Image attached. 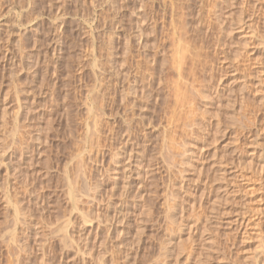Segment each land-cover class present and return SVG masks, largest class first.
I'll return each mask as SVG.
<instances>
[{
  "label": "rangeland",
  "instance_id": "1",
  "mask_svg": "<svg viewBox=\"0 0 264 264\" xmlns=\"http://www.w3.org/2000/svg\"><path fill=\"white\" fill-rule=\"evenodd\" d=\"M162 1L154 3L159 13L161 4L170 12V2H180ZM182 1L175 6L204 45L208 64L201 61L199 75L209 85L185 129L181 119L170 123L166 89L160 101L122 112L125 40L141 0H0V264H264V0ZM99 99L103 132L93 151H100L87 166L100 182L110 164L101 181L103 221L116 210L106 196L116 202L122 190L142 192L126 199L122 221L101 228V256L96 219L83 226L67 194L89 153ZM171 143L179 157L169 155ZM130 147L144 152L136 161L132 150L130 161L140 160L132 172L148 171L145 178L123 175L109 159L123 160ZM16 205L24 221L15 220ZM82 205L92 216L98 210Z\"/></svg>",
  "mask_w": 264,
  "mask_h": 264
},
{
  "label": "bare ground",
  "instance_id": "2",
  "mask_svg": "<svg viewBox=\"0 0 264 264\" xmlns=\"http://www.w3.org/2000/svg\"><path fill=\"white\" fill-rule=\"evenodd\" d=\"M140 1V0H139ZM152 0H141L140 2V6L137 7L138 10H137V13H135V11L133 12L134 13V16L136 18V21L133 22L135 24L132 23V21L134 20H131L130 18V26H129V29L131 30V33H127V40L126 41V48L124 49L125 50V53H126V72H124V77L126 78V81H127V86L125 91H122L121 93H124L121 94L122 95V99H121V103H123V108L125 107V109H123L122 112H124L125 110V113H126V110L127 108L129 107L131 110L132 108L134 107H139L141 108L139 105L142 106V103H148L150 102L151 100L153 101H157V99L160 101L161 97L160 95H158V92L159 90H162L164 91V89H166L167 91V94L165 95V93L163 95L164 98L163 101H165L168 106H169V109L171 111L170 113V119H171V122L170 123H174V119H177V122L179 119H181V122L183 123V126L184 129L186 127V125H188L187 128L191 127L190 124L193 123V120L194 119H197V116L195 117V115L197 114L198 111L195 110V108L197 109V107H199L200 105L202 104H199L200 103V99H203L202 96H206L207 94V91H206V86L208 84V82L206 84H204L203 82H206L204 80H202L200 78V75L199 73L203 72L200 70L204 69V64L201 63V61H205L207 60L206 56H204V54H202V50L204 47L203 44L202 46L197 44L198 42H196V40H200L199 38L198 39H195V37L191 38L193 36V32L191 33V30H190V27L188 28L189 25H193L192 23L190 24L189 22H187L186 19H183L184 17V14H186V12H183L184 10L182 9L183 7H179V9L181 8V10H179L175 4H177L178 2H174V5H173V1L170 2L169 4V7H170V12L166 11L167 8L166 5H162L161 4L160 6H163V8L161 9V12L159 13L158 12V9H160L161 7H159V5H155V6H158L159 8H156L154 6V3L157 2L158 0L154 1V2H151ZM160 1V0H159ZM182 0H180L181 2ZM189 1V0H188ZM137 2V1H136ZM167 3L166 0L165 1H162V3ZM178 3V4H181L183 3L184 1H182L181 3ZM132 3V2H131ZM163 3V4H164ZM128 4V3H127ZM185 4V3H183ZM183 4H181V6H183ZM168 5V3H167ZM186 5V4H185ZM127 6V5H126ZM132 6V5H131ZM131 6H129L128 4V7L130 8ZM165 6V7H164ZM180 6V5H179ZM189 6V5H187ZM187 6H184V9L186 11V8ZM133 7V6H132ZM176 7V8H175ZM186 7V8H185ZM190 7V6H189ZM136 8V9H137ZM135 9V8H134ZM133 9V10H134ZM179 11H177V10ZM131 10V11H133ZM188 10V9H187ZM199 10V9H197ZM160 11V10H159ZM189 11V10H188ZM201 13V12H200ZM130 14V13H129ZM189 14V13H188ZM187 14V15H188ZM199 14V12L196 14V16ZM132 15V14H131ZM186 15V16H187ZM193 15V14H192ZM185 16V17H186ZM218 16V15H217ZM132 17V16H131ZM177 17V18H176ZM188 17V16H187ZM129 19V18H128ZM205 19V18H204ZM184 20V21H183ZM186 20V22L188 23L186 26V24L184 23ZM198 20L201 22V20L198 18ZM203 21V20H202ZM204 22V21H203ZM210 22V20H209ZM206 23V21L204 22ZM213 23V22H212ZM210 23V24H212ZM196 24V23H194ZM198 24L200 23H197V26L195 28H198ZM202 24V23H201ZM200 24V25H201ZM208 21H207V25H208ZM213 25V24H212ZM136 26V28H135ZM195 26V25H194ZM128 27V26H127ZM200 27V26H199ZM208 27H212V26H209ZM135 28V29H134ZM192 28V26H191ZM202 28V27H200ZM204 28V26H203ZM132 29L135 30V32H132ZM129 30V32H130ZM213 30V29H211ZM201 32H203L202 30H200ZM208 31V30H206ZM210 31V30H209ZM198 32V29L197 31ZM200 33V32H199ZM192 34V35H191ZM201 34V33H200ZM203 34V33H202ZM201 34V35H202ZM205 34V33H204ZM208 35V33H206ZM195 35V34H194ZM204 36V35H203ZM199 37V36H197ZM221 38V37H220ZM137 41V42H136ZM204 41V40H203ZM202 42V41H201ZM135 43H137V45H135ZM200 43V42H199ZM125 46V45H124ZM220 46V45H219ZM204 52V51H203ZM54 54V53H53ZM202 55L204 56L203 58H205V60H202ZM208 62V60L206 61ZM204 62L205 64H208ZM208 66V65H207ZM206 67V66H205ZM221 67V66H220ZM224 69V67H223ZM230 70V69H229ZM207 71V69H206ZM230 72V71H229ZM101 73V72H100ZM204 73V72H203ZM227 74V73H226ZM123 75V74H122ZM203 76V74H201ZM104 76V75H103ZM109 77V76H108ZM99 79V78H98ZM108 81V80H107ZM120 81V80H119ZM125 81V80H124ZM121 83V82H120ZM123 84V83H122ZM245 84V83H243ZM110 85V84H109ZM211 86V85H210ZM217 86V83L216 85ZM103 87V86H102ZM125 87V86H124ZM123 88V87H122ZM121 88V89H122ZM209 89V88H207ZM101 90V89H100ZM209 91V90H208ZM103 92V91H102ZM118 92V91H117ZM162 92V91H160ZM218 92V91H217ZM163 93V92H162ZM106 94V93H105ZM161 94V93H160ZM209 94V92H208ZM116 95V94H115ZM110 96V94H109ZM97 97V96H96ZM103 97H104V93H103ZM102 97V98H103ZM208 97H210V94L209 96L206 97V99H208ZM200 98V99H198ZM213 97H211L210 101L212 100ZM219 98V97H218ZM101 99V97H100ZM99 102L100 104H98L96 107L98 109V111L95 112L96 109H94V112H95V117H97L96 119L94 118L93 120V129L92 131H89L88 133H91L89 136L93 137V139H90V141H92L90 143V150L88 151L89 153L87 154V156H84L81 158L79 164H77L79 167L78 170H76L77 174L75 175L76 177L74 178V176L72 178H69L68 180V187H67V194H68V197L74 201V204L75 206L77 207V210L80 212V215L82 216V224L84 226V224L88 223L92 224V221L94 219H96V226L93 224V230L95 228V234H96V231L97 234H98V238L97 241L99 242V246L102 250H100V252L98 253L99 255L100 254H104L103 252H106L105 250H107V248L105 247L106 244L104 242V238H101V234L100 233V230L101 228L105 227L104 225L106 223H108L110 226L113 224H115L116 221H122L123 218H125L123 215H126L125 213L127 212L126 210H124V208H122L123 204L126 202V199H128L129 197H131V193L132 192H128L127 189L125 190H122V192H119V195L120 193H123L121 194V199H119L117 201L116 199V202L112 200V193L109 194L108 196V201L109 204L108 206L110 205L111 207L113 208H116V210H112L113 211V214H104L107 215L108 217H106L107 219L105 221H103V212L99 210V208L102 210L101 206H102V203L105 199L104 195H106V193L104 194L103 193V189L104 188H101L103 186V183L101 184V181H105V180H102L104 179V175L106 174L107 176V173L109 172V170L111 169L110 168V164L109 165H106V168L104 170H100L101 172L100 175L102 176V178H100V182H96V180H94V178L96 177L93 173V169L90 171V169L88 170V160H90L91 158H94V154H96L95 150L93 151V148L94 147H98L99 144H100V141H101V136H102V128H103V121L101 120L102 118V115L105 114L104 112V107H103V101L100 100ZM118 99V98H117ZM120 99V98H119ZM165 99V100H164ZM198 99V100H197ZM113 100V99H112ZM115 100H116V97H115ZM199 101V103L197 101ZM158 101V102H159ZM217 101H220V99ZM152 102V101H151ZM202 102V100H201ZM205 102V101H204ZM110 103H112L110 101ZM114 103V101H113ZM197 103L199 105H197ZM203 103V102H202ZM117 104V102H116ZM119 104V105H120ZM207 104H208V101H207ZM206 104V105H207ZM222 104V103H221ZM96 105V104H95ZM94 105V106H95ZM205 106V104H203ZM110 106V105H109ZM115 106V105H114ZM118 106V105H117ZM115 106V107H117ZM147 106V105H146ZM149 106V105H148ZM208 106V105H207ZM122 107V106H120ZM95 108V107H94ZM119 108V107H117ZM199 108H203V107H199ZM206 108V107H205ZM92 109V108H90ZM112 109V108H111ZM120 109V108H119ZM117 109H115V112H116ZM121 110V109H120ZM198 110V109H197ZM201 110V109H199ZM193 111H196L195 115L193 114V116L190 114V113H194ZM92 112V111H91ZM93 112V113H94ZM114 112V113H115ZM128 112V111H127ZM204 113V110L201 111ZM97 115V116H96ZM125 115V114H124ZM127 115H130V114H127L126 113V116ZM94 116V115H93ZM101 116V117H100ZM176 116V117H175ZM105 117V116H104ZM124 117V116H123ZM178 117V118H177ZM193 117V118H192ZM93 118V117H92ZM126 119V117H125ZM129 119V117H128ZM196 120H194V123H195ZM198 121V120H197ZM129 124H127L129 127H131V122L128 121ZM176 122V123H177ZM180 122V123H181ZM199 122V121H198ZM179 123V122H178ZM193 123V124H194ZM116 124V123H115ZM125 124V123H124ZM198 124V123H197ZM126 125V127H128ZM196 125V124H195ZM199 125V124H198ZM21 126V125H20ZM91 127V128H92ZM90 128V130H91ZM171 128H169L170 130ZM183 129V130H184ZM194 127L192 126V131H194L195 133V130H197V128H195V130H193ZM105 130V129H104ZM131 130V129H130ZM129 130V133L131 132ZM133 130V129H132ZM106 131V130H105ZM117 131V130H116ZM186 131V130H184ZM118 132V131H117ZM187 132V131H186ZM186 132H182L184 133V138H185V134ZM30 133V132H29ZM108 134L105 136L106 138H108L110 140V138L113 137V134H114V129L111 128L109 130V132H107ZM125 133V132H124ZM128 133L127 135V140H132V138H130V134ZM188 133V132H187ZM191 133V132H190ZM193 133V134H194ZM188 136V134H186ZM192 135V134H191ZM195 135V134H194ZM197 135V133H196ZM120 136V135H119ZM123 136V134H122ZM28 137V136H27ZM191 137V136H190ZM188 139V138H187ZM107 140L109 143L110 141ZM115 140V139H114ZM33 141V140H32ZM89 141V140H88ZM106 141V140H105ZM185 141V140H184ZM122 142V141H121ZM132 142L134 141H131V144ZM103 143V142H102ZM130 143V142H129ZM179 143V142H178ZM125 144V143H124ZM123 144V145H124ZM130 144V145H131ZM172 145H169V149L172 148L174 149L175 146H176V143L174 145V143H171ZM133 145V144H132ZM180 145V144H179ZM111 146V145H110ZM108 147V146H107ZM120 147V146H119ZM134 147V145H133ZM133 147H130L129 151H125V149L123 150V152L125 153H131V155H129L128 157L127 156H124V159L123 160H126V157L127 159L129 160L128 162H125L121 159V156L119 155L116 156L118 157L116 159V157L114 156H110L109 159H111L113 161V164L118 167V171L122 170L120 173L123 172V175H129L131 173H136L137 175H142L143 178H145L146 176V173L148 171H145L144 172V175L140 172H137L134 170L133 171V167H131L132 164H138L139 161L142 159V157H144V152L141 150H136L135 148ZM177 147V146H176ZM25 148V147H23ZM27 148V146H26ZM92 148V149H91ZM95 148V149H96ZM186 148V147H185ZM3 149V148H2ZM99 149V148H97ZM172 149L168 150L170 151L169 152V155L171 156L172 154L171 153H174V152H171ZM179 149V148H178ZM104 150V149H103ZM132 150L134 151L133 153V157H134V160L137 158H139L140 160L138 161V163H132L131 164V157L132 156ZM144 150V149H143ZM181 150V149H180ZM184 150V149H182ZM100 151V150H99ZM99 151L97 153H99ZM15 152V151H14ZM27 152V151H26ZM181 152V151H180ZM116 153V152H115ZM122 154V155H125ZM178 153V152H177ZM177 153H174L175 155ZM182 153V152H181ZM22 154V153H21ZM24 154V153H23ZM107 154V153H106ZM111 154V153H110ZM119 154V153H118ZM116 154V155H118ZM121 154V153H120ZM156 154V153H155ZM184 154V153H183ZM98 155V154H97ZM103 155V154H102ZM101 155V156H102ZM105 155V154H104ZM180 155V153H179ZM169 156V157H170ZM177 156V155H176ZM180 156H183V155H180ZM185 156V154H184ZM18 157V156H17ZM123 157V156H122ZM179 157V156H177ZM24 158V157H23ZM96 158H98V156H96ZM174 158V156H173ZM181 158V157H180ZM80 159V158H79ZM103 159V158H102ZM136 159V161H137ZM144 159V158H143ZM21 160V159H20ZM28 160V159H27ZM75 160V159H74ZM92 160V159H91ZM90 160V161H91ZM175 160H177L175 158ZM174 160V161H175ZM183 160V158H182ZM181 160V161H182ZM96 162V161H95ZM111 162V161H110ZM135 162V161H133ZM183 162V161H182ZM109 163V162H108ZM146 163V162H145ZM71 164V163H70ZM90 164V162H89ZM100 164V163H99ZM139 165V164H138ZM147 165V164H146ZM133 166V165H132ZM136 166V165H134ZM152 166V165H151ZM150 166V167H151ZM70 167V166H69ZM73 167V166H72ZM102 167V166H101ZM145 167V165L143 166ZM149 167V166H148ZM149 167V168H150ZM133 168V169H132ZM146 168V167H145ZM70 169V168H69ZM72 169V168H71ZM137 169V168H136ZM151 169V168H150ZM112 170H115L114 168ZM148 170V169H147ZM71 171V170H70ZM111 171V170H110ZM151 171V170H150ZM18 172V170H17ZM73 172V171H72ZM71 172V173H72ZM70 173V172H69ZM70 173V174H71ZM125 173V174H124ZM153 173V172H152ZM149 174V173H148ZM147 174V175H148ZM17 175V174H16ZM73 175V174H72ZM99 175V174H98ZM122 175V174H121ZM64 176V175H63ZM109 176V175H108ZM71 177V176H69ZM29 178V177H28ZM107 178V177H106ZM128 178V176H127ZM142 178V179H143ZM23 180V179H22ZM110 180V179H109ZM19 181V179H18ZM29 181V180H28ZM32 181V180H31ZM98 181V180H97ZM16 182V181H15ZM138 182V181H137ZM140 179H139V184L142 185L143 182H141ZM27 185V184H26ZM128 185V184H127ZM130 185H134V184H129ZM115 186V185H114ZM117 186V185H116ZM140 186V185H138ZM25 187V186H24ZM118 187V186H117ZM121 187H124V185H122ZM25 188H28V187H25ZM25 188H23L25 190ZM115 188V187H114ZM128 188V187H127ZM113 189V188H112ZM26 190H30V189H26ZM106 190V189H105ZM131 190V189H130ZM32 191V190H31ZM40 191V190H39ZM108 191V190H107ZM105 191V192H107ZM133 191V190H132ZM27 192V191H26ZM113 192V191H112ZM21 193V192H20ZM28 193V192H27ZM30 193V192H29ZM142 193V192H141ZM141 193L139 194L137 191L135 194L134 197H140L139 195H141ZM15 194V193H14ZM114 194V193H113ZM133 194V193H132ZM133 194V195H134ZM31 195V193H30ZM129 195V196H128ZM132 195V196H133ZM3 196V195H2ZM27 196V195H26ZM144 196V194L142 195ZM35 197V196H33ZM114 197V196H113ZM24 198V197H23ZM29 198V197H28ZM37 198V197H35ZM34 198V199H35ZM44 198V197H43ZM120 198V197H119ZM39 199V198H38ZM9 200V199H8ZM43 200V199H42ZM24 202V201H23ZM105 202V201H104ZM9 203V201H8ZM17 203V202H16ZM42 203V202H41ZM48 203V202H47ZM84 203H90V204H96L94 206H96V209L98 208V210H96V214H94V211H93V216L92 214L90 215L89 214V210L87 211L83 209V207H80V205L84 204ZM135 203V202H134ZM29 204V203H28ZM104 204V203H103ZM42 205V204H41ZM91 205V206H93ZM73 206V205H72ZM83 206V205H82ZM135 206V205H134ZM89 207V206H88ZM110 207V208H111ZM43 208V207H42ZM45 208V207H44ZM120 208V209H119ZM22 209V208H21ZM33 209V208H31ZM19 210V211H18ZM175 210V208L173 209V211ZM28 211V210H27ZM130 211V210H129ZM15 212H16V217H15V220L18 221L19 217L20 219L22 218L23 220V217H26V216H23L22 217L19 215V212H20V208L18 209V206L16 205V208H15ZM22 212V211H21ZM131 212V211H130ZM129 212V213H130ZM33 213V212H31ZM112 213V212H111ZM21 214V213H20ZM74 214V213H73ZM27 215V214H26ZM128 215V214H127ZM29 216V215H28ZM123 216V217H122ZM103 217V218H102ZM33 218V217H32ZM77 218V217H75ZM115 218V219H114ZM31 219V218H30ZM29 219V220H30ZM81 219V218H80ZM25 220V219H24ZM23 220V221H24ZM15 221V222H16ZM33 221V220H32ZM93 221V222H94ZM27 222V221H26ZM36 222V220H35ZM73 222V221H72ZM114 222V223H113ZM20 223V221H19ZM65 223V222H64ZM120 223V222H118ZM16 225V223H14ZM13 224V226H15ZM20 224H25L24 223H20ZM29 224V223H28ZM81 224V225H82ZM85 224V225H86ZM107 224V226H108ZM27 226V225H26ZM30 226V225H29ZM82 226V227H83ZM86 227V226H85ZM109 227V226H108ZM20 228V227H19ZM25 228V227H24ZM106 228V227H105ZM110 228V227H109ZM115 228V226L112 228V230ZM28 229V228H27ZM116 229V228H115ZM13 231V230H12ZM106 231V230H105ZM117 231V230H116ZM122 230L119 231V233L121 232ZM14 232V231H13ZM64 233V232H63ZM103 233V232H102ZM110 233V232H109ZM112 233V232H111ZM117 233V232H116ZM107 235V234H106ZM111 235V234H110ZM117 235V234H116ZM70 236H72V234H70ZM80 236V235H79ZM107 237V236H106ZM15 238V237H14ZM17 238V237H16ZM15 238V239H16ZM69 238V237H68ZM81 238V237H80ZM12 241H13V238H11ZM64 239V237H63ZM62 239V240H63ZM87 239V238H86ZM102 239V240H101ZM106 239V238H105ZM109 239V238H108ZM66 240V238L64 239ZM63 240V241H64ZM15 241V240H14ZM68 241V240H66ZM65 241V242H66ZM77 241V240H76ZM79 241V240H78ZM65 242H63L65 244ZM67 243V242H66ZM87 243V242H86ZM23 244V243H22ZM40 244V243H39ZM48 244V243H47ZM62 244V243H61ZM68 244V243H67ZM20 245V244H19ZM95 245V244H94ZM68 246V245H67ZM21 247V246H20ZM35 247V246H34ZM122 247V246H120ZM24 248V247H23ZM22 248V249H23ZM26 248V247H25ZM66 248V247H65ZM88 248V247H87ZM106 248V249H105ZM80 249V247H79ZM82 249V248H81ZM41 250V249H40ZM83 250H85L83 248ZM104 250V251H103ZM46 251V250H45ZM80 251V250H79ZM81 252H83L81 250ZM85 252V251H84ZM85 254V253H84ZM87 254V252H86ZM98 255V256H99ZM101 256V255H100ZM84 257V256H83ZM98 258V257H97ZM113 258V257H112ZM111 258V259H112ZM115 259V258H114ZM105 260V259H104ZM98 261V260H97ZM106 263V262H104ZM100 264H101V261H100ZM125 264V263H124ZM127 264V263H126ZM133 264V263H132Z\"/></svg>",
  "mask_w": 264,
  "mask_h": 264
}]
</instances>
